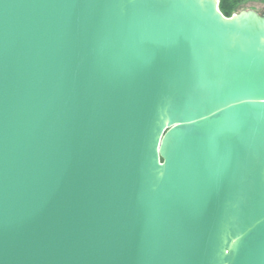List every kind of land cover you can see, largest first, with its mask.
<instances>
[{"label":"water","instance_id":"95a60500","mask_svg":"<svg viewBox=\"0 0 264 264\" xmlns=\"http://www.w3.org/2000/svg\"><path fill=\"white\" fill-rule=\"evenodd\" d=\"M0 264H264V14L0 0Z\"/></svg>","mask_w":264,"mask_h":264},{"label":"rangeland","instance_id":"374dc122","mask_svg":"<svg viewBox=\"0 0 264 264\" xmlns=\"http://www.w3.org/2000/svg\"><path fill=\"white\" fill-rule=\"evenodd\" d=\"M254 11L259 15L264 14V0H245L242 1L235 9L234 14L241 11Z\"/></svg>","mask_w":264,"mask_h":264},{"label":"trees","instance_id":"16d2710c","mask_svg":"<svg viewBox=\"0 0 264 264\" xmlns=\"http://www.w3.org/2000/svg\"><path fill=\"white\" fill-rule=\"evenodd\" d=\"M245 0H218V10L225 18L234 15L236 7Z\"/></svg>","mask_w":264,"mask_h":264}]
</instances>
